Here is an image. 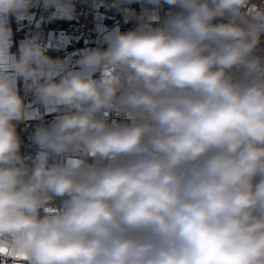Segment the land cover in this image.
<instances>
[{"label":"clouds","instance_id":"clouds-1","mask_svg":"<svg viewBox=\"0 0 264 264\" xmlns=\"http://www.w3.org/2000/svg\"><path fill=\"white\" fill-rule=\"evenodd\" d=\"M136 2L73 63L10 18L74 0H0V264H264V0Z\"/></svg>","mask_w":264,"mask_h":264},{"label":"built area","instance_id":"built-area-1","mask_svg":"<svg viewBox=\"0 0 264 264\" xmlns=\"http://www.w3.org/2000/svg\"><path fill=\"white\" fill-rule=\"evenodd\" d=\"M255 3H261V0H254ZM108 3H111V0H106L104 7L101 10V14L107 18L108 16L115 19V25L118 26L121 32H127L129 30H133L137 27L138 21L136 18H133L129 20L127 23H125L124 15L122 12L118 11L116 8H108L106 5ZM126 7L134 10L138 15L143 11V9L148 8L151 10L154 6L148 5L142 2H136L129 5H126ZM176 9L172 8V6L169 5H163L159 9V15L161 18L164 17L165 13L169 11H175ZM45 10L43 8H37L33 9V12H35V16L29 20H20L16 21L13 25L14 28L19 29L21 32H32L36 29H42L43 31H52L57 33L59 36L62 37H72L77 40L78 43L83 44L85 48H95L97 46H101L106 48L107 44H100L98 41V35L97 33L93 32L89 28H86L79 24H69L65 27H61L59 25H53L51 23V20L48 18L39 19V15L44 12ZM13 18V17H12ZM37 23H39V28L37 27ZM114 24L108 23L106 25L107 28H112ZM261 49H264V37H262V43L260 45ZM83 50V49H82ZM17 53V51L15 52ZM69 52L62 50L60 51L56 56H53V58H65L69 56ZM264 54V53H262ZM79 57V52L76 53V55L72 54V61L75 62L76 59ZM99 75V74H97ZM18 87L20 88L21 94L24 95V82L18 81ZM28 99H31V96H28ZM58 113L54 112L51 114H43L36 118H33L28 121H24L18 125L17 131L21 137V140L23 141L22 146V153L26 155H34L36 151V146L32 143L30 137L33 133L35 127L40 123H48L50 122L55 115ZM112 118L120 119L118 117L113 116Z\"/></svg>","mask_w":264,"mask_h":264},{"label":"crops","instance_id":"crops-1","mask_svg":"<svg viewBox=\"0 0 264 264\" xmlns=\"http://www.w3.org/2000/svg\"><path fill=\"white\" fill-rule=\"evenodd\" d=\"M74 2H75L76 18L73 20H66L60 17L52 18L51 17V13L53 11L52 9L45 10L44 12H42L39 15V19H42L44 17V18H49L50 20L69 21V24L72 23V24L82 25L86 28H89L90 30H92L93 32L97 34H99L97 31L98 26L102 25L104 28L109 29V30L112 29L113 27H116L115 19H113L110 16L105 18L101 14V10L105 5L106 0H103V3H102V0H74ZM23 20H27V18ZM16 21L17 20L14 17L10 18V22H11L12 29H13V37H12L13 46L11 48L12 53H15L17 51V54H18L20 42L26 39L27 37H30L36 34L37 32L43 33V40L46 44L49 45L48 51L58 52V51L65 50L69 52L70 54L76 55L77 52H80L82 49H86L83 44H80V43L78 44L77 40L72 37H67V42L64 43L62 41V36H59L57 33L52 32V31H43L42 29H36L30 33L28 32L23 33L19 29L13 27ZM108 23H112L114 24V26L112 28H107L106 25ZM37 108H38V111L34 118L40 115L46 114L43 107L37 106ZM47 114H51V113H47Z\"/></svg>","mask_w":264,"mask_h":264},{"label":"trees","instance_id":"trees-1","mask_svg":"<svg viewBox=\"0 0 264 264\" xmlns=\"http://www.w3.org/2000/svg\"><path fill=\"white\" fill-rule=\"evenodd\" d=\"M33 11V10H32ZM52 21V24L53 25H59V26H61V27H65V26H67V25H69V21H64V20H62V21H58V20H51ZM59 53V51L58 52H56V51H48V54L50 55V56H56L57 54Z\"/></svg>","mask_w":264,"mask_h":264}]
</instances>
